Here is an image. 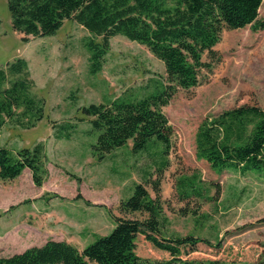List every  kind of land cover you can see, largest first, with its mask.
Listing matches in <instances>:
<instances>
[{
  "label": "rangeland",
  "instance_id": "374dc122",
  "mask_svg": "<svg viewBox=\"0 0 264 264\" xmlns=\"http://www.w3.org/2000/svg\"><path fill=\"white\" fill-rule=\"evenodd\" d=\"M262 18L264 0L259 9ZM88 36L83 27L65 21L54 35L28 36L22 42L23 35L11 28L7 0H0V68L24 59L33 82L31 93L43 100L42 118L33 127H28L30 120L20 115L21 109L14 119H4L0 145L17 151L42 144L47 169L41 187L33 184L27 170L14 180L0 181V257L47 240L65 241L82 250L110 233L115 219H141L139 213H122L120 203L139 183L154 198L150 182L159 178L161 235H192L221 243L219 253L199 244L190 259L264 262V223L260 221L264 218V178L217 175L196 159L194 146L197 127L205 117L240 106L264 109V30L254 31L250 26L224 30L213 48L217 61L212 62L207 53L202 56L211 71L202 70L198 86L177 91L162 107L172 128L167 156L159 154L161 145L155 141L139 153L131 151L128 141L100 161L91 148L97 132L81 109L154 93L165 82V71L146 47L116 36L110 40L101 70L92 75L84 47ZM164 162L165 168L157 172ZM193 174L208 185L207 198L181 202L175 181ZM135 254L151 262L173 257L142 235L135 240Z\"/></svg>",
  "mask_w": 264,
  "mask_h": 264
},
{
  "label": "trees",
  "instance_id": "16d2710c",
  "mask_svg": "<svg viewBox=\"0 0 264 264\" xmlns=\"http://www.w3.org/2000/svg\"><path fill=\"white\" fill-rule=\"evenodd\" d=\"M263 0H7L11 28L27 37L54 35L65 21H72L88 33L84 47L89 54V73L97 74L109 51L113 37L123 36L143 45L164 66L165 82L154 93L141 98L124 96L81 109L97 132L91 146L100 161L116 149L132 142L131 151L139 153L150 141L161 145L165 157L171 149L172 128L162 107L179 90L199 85L202 70L211 65L202 60L207 53L215 60L214 46L224 30L252 27L264 30L259 19ZM27 62L17 58L0 68V134L4 119L28 116L33 127L42 118L43 100L31 93ZM61 137V136H58ZM67 137V135L65 136ZM195 157L220 175L233 173L264 178V109L240 106L214 117H205L197 127ZM166 162L157 169L165 168ZM28 170L33 184L41 187L47 176L44 147L11 151L0 145V181H11ZM151 198L143 184H134L131 196L120 203L124 214L139 213L141 219L117 218L110 233L98 237L78 250L65 241L47 240L8 257L0 264H242L231 259H190L199 244L221 251V243L187 235L164 238L159 178L150 182ZM179 201L205 200L208 185L199 176H181L175 181ZM197 214V213H195ZM264 223V218L260 220ZM148 236L158 250L170 253L169 260L156 262L135 254L137 236ZM181 254L184 256L181 258ZM258 264H264L259 262Z\"/></svg>",
  "mask_w": 264,
  "mask_h": 264
},
{
  "label": "crops",
  "instance_id": "0c3cea01",
  "mask_svg": "<svg viewBox=\"0 0 264 264\" xmlns=\"http://www.w3.org/2000/svg\"><path fill=\"white\" fill-rule=\"evenodd\" d=\"M25 171V170H24ZM28 171V170H27ZM30 173V172H29Z\"/></svg>",
  "mask_w": 264,
  "mask_h": 264
}]
</instances>
